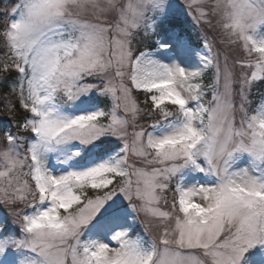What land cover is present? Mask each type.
Returning <instances> with one entry per match:
<instances>
[{"label": "snow or ice", "instance_id": "6c2138e0", "mask_svg": "<svg viewBox=\"0 0 264 264\" xmlns=\"http://www.w3.org/2000/svg\"><path fill=\"white\" fill-rule=\"evenodd\" d=\"M259 84L264 0H0V264H264Z\"/></svg>", "mask_w": 264, "mask_h": 264}, {"label": "trees", "instance_id": "16d2710c", "mask_svg": "<svg viewBox=\"0 0 264 264\" xmlns=\"http://www.w3.org/2000/svg\"><path fill=\"white\" fill-rule=\"evenodd\" d=\"M193 36H195V34H193ZM194 38V37H193ZM206 82H207V77H206ZM257 87L260 89V90H264V84H259V85H257ZM1 102V106L0 107H2V101H0Z\"/></svg>", "mask_w": 264, "mask_h": 264}, {"label": "rangeland", "instance_id": "374dc122", "mask_svg": "<svg viewBox=\"0 0 264 264\" xmlns=\"http://www.w3.org/2000/svg\"><path fill=\"white\" fill-rule=\"evenodd\" d=\"M195 38V36H193ZM233 55H236V56H242V53H240L239 51L233 53ZM261 91H264V90H261ZM0 106H1V102H0Z\"/></svg>", "mask_w": 264, "mask_h": 264}]
</instances>
